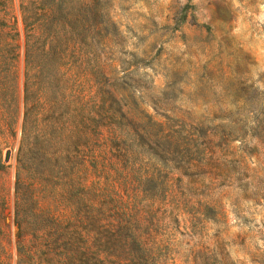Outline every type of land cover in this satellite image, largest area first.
Instances as JSON below:
<instances>
[{
  "label": "rangeland",
  "instance_id": "1",
  "mask_svg": "<svg viewBox=\"0 0 264 264\" xmlns=\"http://www.w3.org/2000/svg\"><path fill=\"white\" fill-rule=\"evenodd\" d=\"M80 1L62 101L0 0V264H264V0Z\"/></svg>",
  "mask_w": 264,
  "mask_h": 264
},
{
  "label": "trees",
  "instance_id": "2",
  "mask_svg": "<svg viewBox=\"0 0 264 264\" xmlns=\"http://www.w3.org/2000/svg\"><path fill=\"white\" fill-rule=\"evenodd\" d=\"M73 0H31L28 3L26 8H22L23 12H42L37 17L36 22H38V29L40 30L41 37L45 36L49 39L48 49L43 55L42 59H39L34 66H32V70L37 68V76H34V83L32 86H37L39 89L45 87L47 92H50L53 95H60L62 101H65V91L66 88L61 86L62 82V74L61 69L66 67L62 61V53L66 49L67 46L66 41L69 36L73 35V23H72V14L74 7L72 5ZM31 7V9H29ZM85 8L83 5V0L79 2V11L82 12ZM49 12V13H48ZM31 19V18H29ZM33 19V17H32ZM30 27H33V23L29 24ZM33 46H28L26 48V69L29 66V63H32L31 58ZM29 69V68H28ZM27 69V70H28ZM123 86L124 83H122ZM27 91V87H26ZM106 93L111 94V91L116 92V88H108ZM27 98H25V102ZM171 138V137H170ZM168 150L174 152L178 150V145L175 141H169L168 143L162 142ZM158 143V144H162ZM157 151V150H155ZM152 155L157 158V160H161L160 157H157V152L152 153ZM150 155L151 158H154ZM148 173H144L143 175L136 178L138 184L148 185L153 182V178L148 176ZM51 247V246H50ZM18 254H22L21 248L18 247ZM65 262L71 259L68 254L64 255ZM53 264V260L51 258H47ZM46 263V264H52ZM43 264V263H41Z\"/></svg>",
  "mask_w": 264,
  "mask_h": 264
},
{
  "label": "water",
  "instance_id": "3",
  "mask_svg": "<svg viewBox=\"0 0 264 264\" xmlns=\"http://www.w3.org/2000/svg\"><path fill=\"white\" fill-rule=\"evenodd\" d=\"M7 159H8V158L6 157L5 160L7 161Z\"/></svg>",
  "mask_w": 264,
  "mask_h": 264
}]
</instances>
